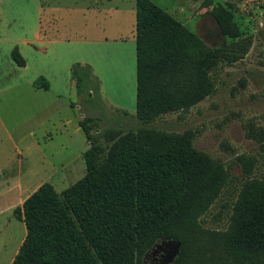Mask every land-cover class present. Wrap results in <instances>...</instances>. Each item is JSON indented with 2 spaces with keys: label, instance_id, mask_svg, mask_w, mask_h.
<instances>
[{
  "label": "trees",
  "instance_id": "obj_1",
  "mask_svg": "<svg viewBox=\"0 0 264 264\" xmlns=\"http://www.w3.org/2000/svg\"><path fill=\"white\" fill-rule=\"evenodd\" d=\"M209 13L224 38L218 47L151 0H135L140 127L100 130L99 117L87 114L78 121L89 144L85 173L60 193L43 183L14 210L26 234L10 264H143L159 240L179 243L170 264H264V175L244 177L225 230L203 229L200 219L227 184L228 170L191 149L183 135L152 126L210 96L211 72L248 49L229 8L215 4ZM11 59L25 65L16 49ZM70 75L78 96L99 91L88 66L76 64ZM35 85L48 87L43 78ZM110 131L120 135L103 159L97 139Z\"/></svg>",
  "mask_w": 264,
  "mask_h": 264
},
{
  "label": "rangeland",
  "instance_id": "obj_2",
  "mask_svg": "<svg viewBox=\"0 0 264 264\" xmlns=\"http://www.w3.org/2000/svg\"><path fill=\"white\" fill-rule=\"evenodd\" d=\"M57 1L61 3L64 0ZM83 1L72 0V3ZM151 1L167 11L210 47H218L224 40L209 13L215 4H222L233 14V20L239 30V40L248 45L245 53L236 54L237 60L220 63L211 72L214 92L210 96L185 111L161 116L152 123L153 127L183 135L191 149L203 155L210 163L220 164L228 170L227 184L200 219L203 229L222 231L228 226L232 207L244 177L247 173L250 177L257 178L264 175V0ZM101 3V6L106 8L118 6L123 9L125 13L122 20L126 24L131 19L130 10L135 8V0H103ZM104 15L107 18L106 11L100 13L99 17ZM87 17L90 15L88 14ZM68 18L69 16L66 15L64 22ZM71 21L73 25L82 24L81 18L76 20L74 14L70 15L68 22ZM127 26L128 31L129 25ZM0 75L4 74L0 73ZM9 80V77L0 76V83ZM22 90L24 88L20 87L18 94L10 93L12 98H8V103L22 106L26 103L35 104L41 100L32 93H23ZM69 92L71 94L68 95ZM65 96L67 98H61L62 103L67 106L71 102V107L74 109L70 110L69 114L78 121L84 118L81 115L85 113L99 117L100 130L109 126L116 127L122 123V128L130 130L140 127V122L135 117V96L131 99L125 95L123 108L107 103L109 98L102 94L100 89L77 97L74 88L71 87ZM3 102L0 92V104ZM26 113L27 110L23 108L14 109V119L18 122L20 132L22 119L30 115ZM64 113H67L66 110L62 111V114ZM110 132L112 133L97 139V143L104 149L103 159L113 143L112 138L120 135L119 131ZM78 134H72V141L78 142L84 137L81 130ZM37 135L39 137V134ZM0 140H3V144L0 145V149L3 146V152H0V167L5 165V169L0 170V264H10L26 233L24 223L14 217V210L20 209L35 187L42 181L46 182L51 174L22 175L21 177L32 178V183L24 187L20 194L22 196L19 197L18 186L15 185L16 180L20 179V176H17L19 169L15 166L19 158L14 147L5 140L3 132L0 133ZM64 145V142L54 139L50 148H63ZM39 146L42 151L49 152L48 145L43 147L44 140H39ZM80 177L81 174L64 176L63 181L55 186L59 191L57 193L72 185ZM29 193L31 194L28 195ZM167 245V240L157 241L144 255L143 264H160L159 257L166 256L163 250H169Z\"/></svg>",
  "mask_w": 264,
  "mask_h": 264
},
{
  "label": "crops",
  "instance_id": "obj_3",
  "mask_svg": "<svg viewBox=\"0 0 264 264\" xmlns=\"http://www.w3.org/2000/svg\"><path fill=\"white\" fill-rule=\"evenodd\" d=\"M101 2L103 0L81 3H72V0L61 3L57 0H0V73L4 74L0 76L10 79L0 83L4 100L0 104V133H4L5 140L14 147L19 158L15 165L19 169L17 176H20L15 182L19 197L24 187L32 183V178L22 175L51 174L40 185L49 183L59 192L55 186L64 176L81 174L83 177L85 173L83 153L89 144L83 132L80 141H72V134L79 135L81 129L78 119L69 114L74 109L71 102L64 106L61 99L67 98L65 95L71 87L79 97L70 75L72 66L78 64L91 69L99 81L100 92L111 100L107 103L123 108L125 95L131 99L136 97L135 8L130 10L127 31L128 26L122 20L125 11L118 6L106 8ZM105 11L107 18L105 15L99 17ZM73 14L76 20L81 18L82 24L68 22ZM66 15L69 18L64 22ZM14 49L23 58V67L11 59ZM39 78L46 81L47 89L35 85ZM20 87L24 88L23 93H32L41 100L22 106L8 103V98H12L10 93L18 94ZM18 108L30 113L22 119L21 132L14 119V109ZM63 110L67 113L62 114ZM84 116L85 113L81 115ZM54 139L64 142V147L50 148ZM39 140H44L43 147L48 145V153L42 151ZM2 144L3 140H0ZM0 152H3V146ZM4 169L5 165L0 167V170Z\"/></svg>",
  "mask_w": 264,
  "mask_h": 264
},
{
  "label": "water",
  "instance_id": "obj_4",
  "mask_svg": "<svg viewBox=\"0 0 264 264\" xmlns=\"http://www.w3.org/2000/svg\"><path fill=\"white\" fill-rule=\"evenodd\" d=\"M168 249L169 250H163L167 256V258H165V260L163 261L162 264H170L173 262V260L175 259L177 253H178V249H179V243H175L173 241H168Z\"/></svg>",
  "mask_w": 264,
  "mask_h": 264
},
{
  "label": "flooded vegetation",
  "instance_id": "obj_5",
  "mask_svg": "<svg viewBox=\"0 0 264 264\" xmlns=\"http://www.w3.org/2000/svg\"><path fill=\"white\" fill-rule=\"evenodd\" d=\"M165 258H167V256H165V255H161L160 257H159V262L158 263H160V264H162L163 263V261L165 260Z\"/></svg>",
  "mask_w": 264,
  "mask_h": 264
}]
</instances>
